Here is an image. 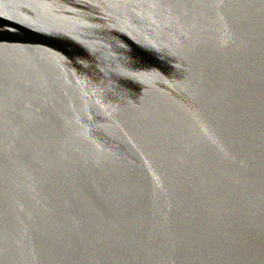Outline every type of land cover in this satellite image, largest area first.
<instances>
[{"label": "water", "instance_id": "water-1", "mask_svg": "<svg viewBox=\"0 0 264 264\" xmlns=\"http://www.w3.org/2000/svg\"><path fill=\"white\" fill-rule=\"evenodd\" d=\"M0 264H264V0H0Z\"/></svg>", "mask_w": 264, "mask_h": 264}]
</instances>
